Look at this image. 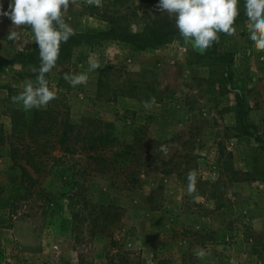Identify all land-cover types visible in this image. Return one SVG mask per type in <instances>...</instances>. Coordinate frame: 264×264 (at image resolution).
Instances as JSON below:
<instances>
[{
    "label": "rangeland",
    "instance_id": "374dc122",
    "mask_svg": "<svg viewBox=\"0 0 264 264\" xmlns=\"http://www.w3.org/2000/svg\"><path fill=\"white\" fill-rule=\"evenodd\" d=\"M9 3L0 0L4 11ZM158 3L70 4L64 17L74 34L105 31L112 22L133 33L153 26L177 35L145 50L112 39L76 48L46 74L57 98L31 110L11 98L26 81H36L38 73L18 55L37 45L27 27L13 29L21 40H8L12 21L0 15V137L14 131L27 137L37 130V111L56 110L59 119L76 124L95 120L123 144L141 131L142 158L150 164L139 186L127 190L112 185L111 174L82 172V156L52 150L41 179L52 203L20 200L9 215L10 192L0 204V264H264V51L249 39L244 0L236 33H221L210 58L185 45L174 17L161 13ZM92 63L99 68L91 69ZM66 73H84L88 80L73 87ZM153 96L156 104L146 110L143 102ZM49 121V115L41 119ZM8 148L0 144L4 183L11 176ZM190 170L197 172L192 195ZM76 182L84 187L81 208L69 199ZM97 204L120 208V216L105 225L109 217L99 214ZM201 249L206 255L198 259Z\"/></svg>",
    "mask_w": 264,
    "mask_h": 264
},
{
    "label": "trees",
    "instance_id": "16d2710c",
    "mask_svg": "<svg viewBox=\"0 0 264 264\" xmlns=\"http://www.w3.org/2000/svg\"><path fill=\"white\" fill-rule=\"evenodd\" d=\"M110 23V28L105 31L73 34L66 43L61 44L58 61L68 59L78 47L86 44L97 45L107 39L118 40L136 49L145 50L170 43L177 35L174 29L162 30L153 26L146 27L143 32L133 33ZM211 53L210 49L202 51V55L209 58ZM18 58L24 66L32 69L34 67L38 69L40 66L38 46L31 51L20 53ZM45 115H49L48 123L41 122ZM241 116L244 118V111ZM240 120L241 128L250 133L248 125L242 118ZM32 122L37 130L28 133L27 137L20 131H14L10 135L2 133L0 137L1 145L8 144L11 161L10 183L0 181V204L10 192L13 195L10 201L6 199L9 215L15 213L20 200L26 201L36 197L43 205L49 206L52 203L53 200L49 198L51 193L43 187L41 179L46 172L47 161L52 157L51 151L56 148L70 156H82L85 161L82 172L91 169L101 174H111L112 185L122 186L127 190L139 186L143 167L150 165L142 158L144 142L139 135L141 131L136 133L132 143L123 144L116 137L106 136L95 120L87 118L76 124L67 117L59 119L56 110L37 111ZM83 189L80 182H76L68 191L69 199L79 208L84 204L81 202L84 198ZM97 206L99 214L103 213L109 217L104 218L105 225L112 224L116 221V217L120 216V208L114 205L97 204ZM105 225L103 228L106 229Z\"/></svg>",
    "mask_w": 264,
    "mask_h": 264
},
{
    "label": "clouds",
    "instance_id": "9594fccd",
    "mask_svg": "<svg viewBox=\"0 0 264 264\" xmlns=\"http://www.w3.org/2000/svg\"><path fill=\"white\" fill-rule=\"evenodd\" d=\"M88 5L102 6V0H85ZM77 0H10L8 11L0 4V15L7 16L13 27L7 39L21 40V34L13 30L17 27L31 29L34 42L39 48L40 66L32 71L38 73L36 81L25 82L23 91L11 98L13 103H21L24 110L46 107L57 98L55 91L49 87L46 74L56 66L62 43H66L74 34L73 28L66 22L64 13L70 4ZM239 0H159L157 9L174 17L176 28L185 45L207 50L214 43H219L220 34L232 36L236 33L235 21L239 15ZM247 32L257 51H264V0H244ZM91 69L99 68L97 63L90 65ZM65 81L76 87L84 84L88 76L81 74H65ZM156 104L153 96L143 102L146 110ZM165 155L168 148L161 146ZM187 191L189 195L196 192L197 172L190 170L187 174ZM198 259H203L206 251L195 252Z\"/></svg>",
    "mask_w": 264,
    "mask_h": 264
}]
</instances>
